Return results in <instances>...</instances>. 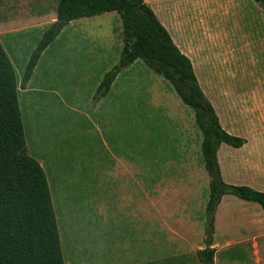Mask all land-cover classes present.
<instances>
[{
    "label": "rangeland",
    "instance_id": "rangeland-1",
    "mask_svg": "<svg viewBox=\"0 0 264 264\" xmlns=\"http://www.w3.org/2000/svg\"><path fill=\"white\" fill-rule=\"evenodd\" d=\"M146 1L191 59L222 126L247 140L221 144L223 178L264 191V1ZM57 2L0 0L3 17L29 23L1 38L19 81L56 19ZM81 21L88 23L62 28L19 93L26 153L45 170L66 264H145L136 221L122 214L106 220L117 208H146L147 221L156 212V224L147 225V234L160 229L155 256L198 264L210 177L194 110L141 59L101 93L98 84L121 57L123 23L116 11ZM224 198L215 214L214 264H264V209Z\"/></svg>",
    "mask_w": 264,
    "mask_h": 264
},
{
    "label": "trees",
    "instance_id": "trees-1",
    "mask_svg": "<svg viewBox=\"0 0 264 264\" xmlns=\"http://www.w3.org/2000/svg\"><path fill=\"white\" fill-rule=\"evenodd\" d=\"M262 3L264 0H255ZM56 19L43 32L30 55L21 81L0 39V264H66L53 194L43 168L26 153L19 93L26 88L43 51L71 21L116 11L123 23L119 63L98 86L110 91L118 72L141 59L169 81L183 103L194 110L202 134L201 152L209 181L205 213L206 246L197 250L198 264H214L215 214L223 196L235 195L264 209V191L225 181L218 159L222 143L242 147L246 138L230 133L202 89L193 63L182 52L146 0H58ZM171 258L161 264H171Z\"/></svg>",
    "mask_w": 264,
    "mask_h": 264
},
{
    "label": "crops",
    "instance_id": "crops-1",
    "mask_svg": "<svg viewBox=\"0 0 264 264\" xmlns=\"http://www.w3.org/2000/svg\"><path fill=\"white\" fill-rule=\"evenodd\" d=\"M0 12H1V8H0ZM18 17H12V15L10 16H6V17H3L1 14H0V39L2 38V36H6V35H10V34H15L19 31H23L24 29H26V25L29 27V23L26 24L25 22H21V23H17L18 21L17 20ZM85 18V17H83ZM19 20H22V18H19ZM82 18L80 19H77V20H74V21H71L69 23V25H75L77 22H80L79 25H82V26H85L88 22H82L81 21ZM12 21H16L15 23L13 24H10ZM23 21V20H22ZM17 23V24H16ZM23 23V24H22ZM21 24V25H20ZM26 24V25H24ZM12 26V27H11ZM20 27V28H19ZM23 28V29H22ZM13 29H17V30H13ZM100 85V83L98 84V86ZM113 85H115V83H113ZM112 85V87H113ZM112 87L110 90H112ZM25 89H21V91H25ZM230 128V127H229ZM225 128L226 130H231L233 131L231 128ZM124 162L122 160H120L119 164H123ZM225 196H223L222 200H221V203L219 204L218 208H220V206L223 204V201H224V198ZM111 214L107 215V218L106 220L108 219H113L115 217V214H118V215H121V219L122 221L129 218L130 221H136L137 223V229L140 231H142L143 233V237L145 239V242H144V262L145 264H153L154 262L158 261L159 264H161V261H162V258L161 256H158L156 257L155 256V242H159L158 238H159V233L160 229H157V228H149L148 229V234H147V225L149 226V224L151 225H155L156 222H157V214L156 212L154 213V217L153 219H149L147 221V218H146V208H137V209H133L132 211H130V208H117L115 211H111L110 212ZM130 213H133V216H130ZM118 221H119V218L117 217L116 218ZM107 235L110 236V230L107 229ZM147 241L149 242V247L150 248H153V252H152V256L149 257L148 259L146 258V248H147ZM172 260V259H171Z\"/></svg>",
    "mask_w": 264,
    "mask_h": 264
}]
</instances>
